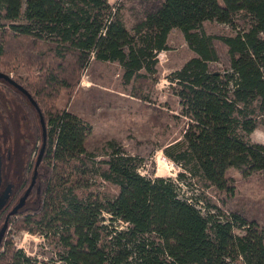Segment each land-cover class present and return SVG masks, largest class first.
I'll return each mask as SVG.
<instances>
[{
    "label": "trees",
    "instance_id": "1",
    "mask_svg": "<svg viewBox=\"0 0 264 264\" xmlns=\"http://www.w3.org/2000/svg\"><path fill=\"white\" fill-rule=\"evenodd\" d=\"M138 1L155 5L131 31L109 0H0V66L12 54V34L31 41L15 58L40 74L19 80L0 71L32 95L48 130L44 205L15 224L42 233L54 248L49 262L39 261L7 241L0 264H264V218L198 193L181 196L172 179L138 172L112 141L109 159L98 160L86 147L92 125L53 103L78 85L93 59L118 61L125 83L155 74L157 53L178 29L196 54L172 78L188 120L165 150L188 174L179 180L194 178L228 198L237 190L230 168L264 175V145L249 137L264 124V0ZM213 20L235 32L208 33ZM219 45L229 57L221 69L213 65L221 62ZM0 88L25 98L38 130L40 116L26 95L1 78ZM90 174L118 191L102 196L88 184ZM118 222L126 228L112 229Z\"/></svg>",
    "mask_w": 264,
    "mask_h": 264
},
{
    "label": "rangeland",
    "instance_id": "2",
    "mask_svg": "<svg viewBox=\"0 0 264 264\" xmlns=\"http://www.w3.org/2000/svg\"><path fill=\"white\" fill-rule=\"evenodd\" d=\"M109 1L131 31L133 26L144 18L145 12L155 5L153 2L144 4L138 0ZM205 27L210 34L228 35L235 32L230 25L216 20L206 22ZM8 41L7 49L12 52L14 58L17 47L26 48L28 45L31 47V41L14 38L12 34H9ZM219 46L221 62H215L213 65L221 69L227 65L229 57L226 47ZM168 47L156 55L155 74L149 75L142 71L147 76L130 83L123 81L124 69L118 61L105 62L93 59L84 70L78 85L75 88L62 89L53 103L56 108H67L92 125L86 147L88 151L98 155V160L109 159L108 154L112 149L108 147V142L112 141L124 156L133 158L138 172L150 178L172 179L180 187L181 196L190 197L192 192L198 193L197 195L207 200L218 202L219 206L225 209L239 208L263 221V174L248 176L235 168H230L227 175L237 190L235 196L228 198L225 195L220 198L219 191L215 188H200L194 178L192 180L187 178L185 182L179 180V175L187 172L175 163L165 150L180 140L187 128L188 120L182 115V105L174 92L176 84L172 82V78L175 71L182 68L196 54L178 29H174L170 34ZM11 55L1 59V64L7 65H1L0 68L10 72L12 77L22 80L40 74L37 69L27 70L22 58L12 60ZM249 137L253 143L264 145V124L258 123ZM88 184L92 186L91 189L100 191L102 196L118 191L116 187L93 174H90ZM198 207L201 208L200 205ZM202 211L207 215L204 209ZM114 227L126 228L121 222L111 224V228ZM7 241L14 247L22 249L27 256L39 261L49 262L54 251L42 233L31 232L16 224L9 230Z\"/></svg>",
    "mask_w": 264,
    "mask_h": 264
},
{
    "label": "flooded vegetation",
    "instance_id": "3",
    "mask_svg": "<svg viewBox=\"0 0 264 264\" xmlns=\"http://www.w3.org/2000/svg\"><path fill=\"white\" fill-rule=\"evenodd\" d=\"M26 98L40 116L27 95ZM24 101L18 91L6 93L0 88V257L14 224L44 205L42 191L48 130L44 146L41 118L37 130L33 113Z\"/></svg>",
    "mask_w": 264,
    "mask_h": 264
},
{
    "label": "water",
    "instance_id": "4",
    "mask_svg": "<svg viewBox=\"0 0 264 264\" xmlns=\"http://www.w3.org/2000/svg\"><path fill=\"white\" fill-rule=\"evenodd\" d=\"M0 78L1 79H4L5 81L9 82L10 84L14 85L15 87H17L20 91H22L23 93H25L29 99L32 101V103L37 107V110L40 114V118H41V122H42V125H43V129H44V146H45V143H46V136H47V126H46V123H45V120H44V117L42 115V112L37 104V102L34 100V98L32 97V95L23 87L21 86L18 82H16L13 78H11L9 75L3 73L0 71ZM44 149L41 151V154L43 153ZM41 158V156H40ZM15 212V211H13Z\"/></svg>",
    "mask_w": 264,
    "mask_h": 264
}]
</instances>
